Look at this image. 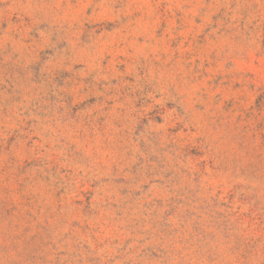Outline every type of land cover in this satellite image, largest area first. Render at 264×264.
Returning a JSON list of instances; mask_svg holds the SVG:
<instances>
[{
    "label": "rangeland",
    "instance_id": "1",
    "mask_svg": "<svg viewBox=\"0 0 264 264\" xmlns=\"http://www.w3.org/2000/svg\"><path fill=\"white\" fill-rule=\"evenodd\" d=\"M0 264H264V0H0Z\"/></svg>",
    "mask_w": 264,
    "mask_h": 264
}]
</instances>
